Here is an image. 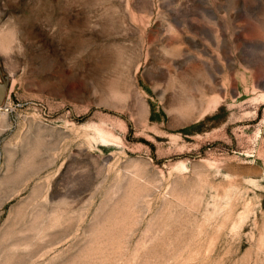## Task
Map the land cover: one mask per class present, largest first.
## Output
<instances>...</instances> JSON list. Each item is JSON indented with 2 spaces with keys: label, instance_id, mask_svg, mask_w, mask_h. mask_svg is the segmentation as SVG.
<instances>
[{
  "label": "rangeland",
  "instance_id": "1",
  "mask_svg": "<svg viewBox=\"0 0 264 264\" xmlns=\"http://www.w3.org/2000/svg\"><path fill=\"white\" fill-rule=\"evenodd\" d=\"M0 264H264V0H0Z\"/></svg>",
  "mask_w": 264,
  "mask_h": 264
}]
</instances>
